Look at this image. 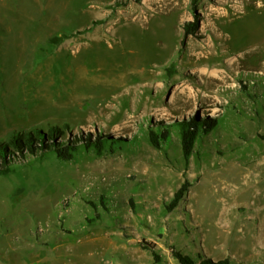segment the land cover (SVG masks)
<instances>
[{
    "label": "rangeland",
    "instance_id": "1",
    "mask_svg": "<svg viewBox=\"0 0 264 264\" xmlns=\"http://www.w3.org/2000/svg\"><path fill=\"white\" fill-rule=\"evenodd\" d=\"M262 1L0 0V264H264Z\"/></svg>",
    "mask_w": 264,
    "mask_h": 264
},
{
    "label": "trees",
    "instance_id": "2",
    "mask_svg": "<svg viewBox=\"0 0 264 264\" xmlns=\"http://www.w3.org/2000/svg\"><path fill=\"white\" fill-rule=\"evenodd\" d=\"M194 26H195L194 28L192 27L193 29L196 28L197 24H194ZM190 29L191 28H188V30ZM204 125L206 127L204 129L208 131L211 124H205V123L203 124V122L198 119L185 121V123L182 124L181 142H182V147H183V153H184L186 160H188L190 156L192 155L197 136L199 134L200 129H202ZM35 133L40 135L41 141L45 144L46 149L49 150L50 143L45 139L44 133L41 130L40 132L39 130H36ZM54 133L55 131L53 130V134ZM150 139L154 146L156 147L160 146L158 137L154 132L150 133ZM36 140L37 139L34 133H31V132H27L26 134L21 133V135H16V133L11 134L9 143L4 142L0 146V152L2 153V159L0 160V170L5 173H8V171H10V167L12 165H10L11 161L8 158V156L12 152L11 146H14L16 148L15 150L21 152L22 154H25L26 151H29L30 153L35 154L37 153V150L40 149L36 147V144H35ZM98 143H100V141ZM73 147L74 146L68 147L69 148L68 151L73 150L74 149ZM56 149H58L57 146H56ZM58 153H60V151ZM188 187H189V184L185 183L175 193L172 199V202L170 203L169 206H167L168 211H172L178 206V204L184 198L186 192L188 191ZM152 255L156 263L161 262L160 256L154 250H152ZM172 255L176 260H178L179 264H238V262L234 260L233 258H231L230 256L223 257L221 259H216V260L207 255L194 258L191 255L181 250L175 249V248L172 251Z\"/></svg>",
    "mask_w": 264,
    "mask_h": 264
},
{
    "label": "bare ground",
    "instance_id": "3",
    "mask_svg": "<svg viewBox=\"0 0 264 264\" xmlns=\"http://www.w3.org/2000/svg\"><path fill=\"white\" fill-rule=\"evenodd\" d=\"M263 3H264V2L262 1V3H261V4L263 5ZM257 4H258V3H257ZM262 5H261V6H262ZM262 7H263V6H262ZM106 42H107V41H106Z\"/></svg>",
    "mask_w": 264,
    "mask_h": 264
}]
</instances>
